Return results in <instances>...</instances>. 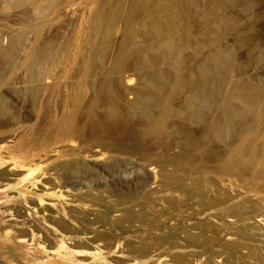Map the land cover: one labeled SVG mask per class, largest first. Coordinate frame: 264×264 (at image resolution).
<instances>
[{
  "label": "rangeland",
  "instance_id": "1",
  "mask_svg": "<svg viewBox=\"0 0 264 264\" xmlns=\"http://www.w3.org/2000/svg\"><path fill=\"white\" fill-rule=\"evenodd\" d=\"M264 0H0V264H264Z\"/></svg>",
  "mask_w": 264,
  "mask_h": 264
},
{
  "label": "bare ground",
  "instance_id": "2",
  "mask_svg": "<svg viewBox=\"0 0 264 264\" xmlns=\"http://www.w3.org/2000/svg\"><path fill=\"white\" fill-rule=\"evenodd\" d=\"M256 220H257V222L259 224H261V225L264 226V219L263 218H257ZM160 261L162 262L161 264H168L167 261H166V259L164 257L161 258Z\"/></svg>",
  "mask_w": 264,
  "mask_h": 264
}]
</instances>
